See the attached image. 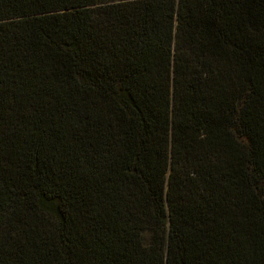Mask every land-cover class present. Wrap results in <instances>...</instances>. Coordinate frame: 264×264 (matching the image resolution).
Segmentation results:
<instances>
[{"label":"trees","instance_id":"obj_1","mask_svg":"<svg viewBox=\"0 0 264 264\" xmlns=\"http://www.w3.org/2000/svg\"><path fill=\"white\" fill-rule=\"evenodd\" d=\"M0 264H264V0H0Z\"/></svg>","mask_w":264,"mask_h":264}]
</instances>
